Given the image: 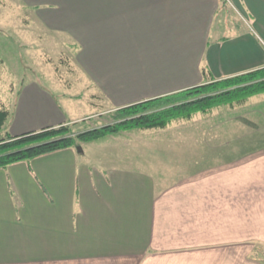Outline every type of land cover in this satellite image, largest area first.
Returning <instances> with one entry per match:
<instances>
[{
    "label": "crops",
    "instance_id": "1",
    "mask_svg": "<svg viewBox=\"0 0 264 264\" xmlns=\"http://www.w3.org/2000/svg\"><path fill=\"white\" fill-rule=\"evenodd\" d=\"M51 4L40 21L70 35L76 70L61 91L19 77L0 100L3 134L77 133L119 107L264 67V0ZM228 107L0 167V264H264V150L235 157Z\"/></svg>",
    "mask_w": 264,
    "mask_h": 264
},
{
    "label": "rangeland",
    "instance_id": "2",
    "mask_svg": "<svg viewBox=\"0 0 264 264\" xmlns=\"http://www.w3.org/2000/svg\"><path fill=\"white\" fill-rule=\"evenodd\" d=\"M31 2L38 4L30 5ZM51 2L52 0H29L27 4L26 0H0L1 101L10 98L11 85L14 86L21 76L23 80L38 77L48 87L61 91L67 78L76 70V47L72 45L70 35L40 21L41 13L50 11ZM84 109L94 111L98 108L96 104L85 102ZM233 109L228 107V113L237 114L240 119L232 130L236 132L235 157L264 150V92L250 96L244 104ZM115 112L116 110H112L92 117L73 128L112 123ZM3 133L0 132V137L4 136ZM175 146L180 148L179 144ZM187 160L193 166L195 159ZM256 163L254 161V167Z\"/></svg>",
    "mask_w": 264,
    "mask_h": 264
},
{
    "label": "trees",
    "instance_id": "3",
    "mask_svg": "<svg viewBox=\"0 0 264 264\" xmlns=\"http://www.w3.org/2000/svg\"><path fill=\"white\" fill-rule=\"evenodd\" d=\"M263 92L264 67L119 107L112 123L77 133H72L66 125L19 135L5 133L0 137V167L77 146L80 141L99 139L121 130L165 128L172 123L190 119L197 112H208L220 104L231 107L242 105L250 96ZM8 113L0 104V128Z\"/></svg>",
    "mask_w": 264,
    "mask_h": 264
}]
</instances>
